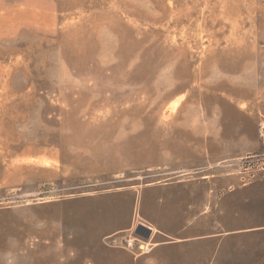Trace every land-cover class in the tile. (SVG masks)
Masks as SVG:
<instances>
[{
    "label": "rangeland",
    "instance_id": "374dc122",
    "mask_svg": "<svg viewBox=\"0 0 264 264\" xmlns=\"http://www.w3.org/2000/svg\"><path fill=\"white\" fill-rule=\"evenodd\" d=\"M262 123L264 0H0V264H264Z\"/></svg>",
    "mask_w": 264,
    "mask_h": 264
},
{
    "label": "water",
    "instance_id": "95a60500",
    "mask_svg": "<svg viewBox=\"0 0 264 264\" xmlns=\"http://www.w3.org/2000/svg\"><path fill=\"white\" fill-rule=\"evenodd\" d=\"M137 233H139L140 235H143L145 237H150L152 234V229L146 225H140L137 228Z\"/></svg>",
    "mask_w": 264,
    "mask_h": 264
},
{
    "label": "built area",
    "instance_id": "2783aa9c",
    "mask_svg": "<svg viewBox=\"0 0 264 264\" xmlns=\"http://www.w3.org/2000/svg\"><path fill=\"white\" fill-rule=\"evenodd\" d=\"M261 128L262 129L264 128V123H262ZM130 243H131V245H133V242L132 241Z\"/></svg>",
    "mask_w": 264,
    "mask_h": 264
}]
</instances>
